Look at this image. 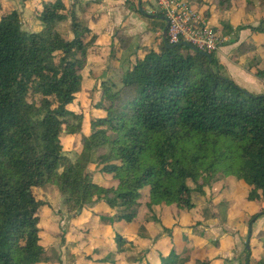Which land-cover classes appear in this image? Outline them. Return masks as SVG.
Here are the masks:
<instances>
[{
	"label": "trees",
	"instance_id": "16d2710c",
	"mask_svg": "<svg viewBox=\"0 0 264 264\" xmlns=\"http://www.w3.org/2000/svg\"><path fill=\"white\" fill-rule=\"evenodd\" d=\"M187 1L206 7L205 21L212 16L207 1ZM216 1L222 12L234 4ZM79 2L43 0L40 30L30 31L0 0V264L44 263L40 212L48 203L36 191L47 184L57 186L70 209L101 204L129 225L144 198L151 212L174 206L189 213L198 205L195 193L205 196L223 175L249 189V203L262 205L254 219L264 216V94L235 83L216 53L167 48L162 35L156 47L135 50L120 86L102 81L98 108L107 116L91 121L75 161L65 154L62 135L83 129L74 106L89 56L98 52V35L80 18L78 8L85 14L87 8ZM130 6L141 14L139 5ZM221 22L232 31L231 21ZM238 29L264 33L262 26ZM114 36L118 59L133 40ZM255 74L264 81L263 69ZM98 174L113 184L98 183ZM114 244L119 253L131 245L119 233ZM178 258L175 249L167 258L160 254L161 264Z\"/></svg>",
	"mask_w": 264,
	"mask_h": 264
},
{
	"label": "rangeland",
	"instance_id": "374dc122",
	"mask_svg": "<svg viewBox=\"0 0 264 264\" xmlns=\"http://www.w3.org/2000/svg\"><path fill=\"white\" fill-rule=\"evenodd\" d=\"M2 1L5 10L8 12L15 10L20 14L22 28L30 31L40 30L38 14L40 9L42 10L43 0ZM123 1L128 7H131V4L134 7L138 6L135 0ZM206 1L211 7L210 11L220 15L217 1L205 0L204 2ZM249 1H234L232 8L235 12L231 19L233 23L230 24L232 31L225 29L223 25V36L221 30V32L216 31L222 42L220 48L224 47L227 41H224V34H228L226 35L229 40L227 44L234 43V39L238 38L237 46L229 48V51L234 49L229 57L235 60L241 55H250L245 67L248 71L252 67L251 70L256 73L259 66L264 70V33H255L251 29L242 33L237 28L242 25L264 28V0H252V5ZM79 4L87 8L83 0H80ZM153 4V0H144L143 9L154 11L156 7ZM203 6L201 5L200 8H205ZM82 10V7L78 8L81 19L85 22L89 18V23L96 27L93 15L98 10H94V14H90L89 17ZM90 10L93 12V9ZM204 11H202L203 15ZM122 20L123 18L119 15L118 20L110 28V34H117L118 25ZM145 20L157 28L143 24L138 32L143 39L142 43L149 49L156 47L157 38L166 27V22L153 18ZM102 25L105 26L104 22ZM129 27L138 28L135 24ZM63 29L65 32L69 30L68 27ZM114 42L112 38L106 36L102 42H98L102 44L104 50L100 53V57L96 56L95 64L92 63L93 60L89 61L91 66H87L83 72L82 90L74 106V110L83 117V129L75 135H62L65 154L72 161L76 160L82 150V135H90L92 132L91 121L107 116L104 110L98 108L99 104L104 105L100 84L107 80L109 83L120 86L123 73L136 54L135 49L145 47L138 42L132 43L129 51L119 54L116 59L113 57L116 54L112 53L115 48ZM108 48L111 49V54L107 56L108 63H105L107 59L105 54L109 53ZM110 59L111 62H109ZM94 67H97L95 74L92 70ZM251 86L250 83L244 88L249 94H264L263 91V93H253ZM78 123L79 121L75 122V124ZM109 134L113 135L111 132ZM100 169L101 166H91L92 171L97 172ZM95 180L104 186L113 184L110 177H103L100 174L96 175ZM205 190V196L195 193V201L198 205L189 213L181 212L174 206L158 207L151 212L144 198L140 205L134 208L139 214L138 220L125 225L116 221L120 212L104 209L101 204H91L80 212L70 209L66 206L64 197L57 186L47 184L36 191L38 199L48 203L40 212L41 244L45 248L43 264H161L160 254L167 258L172 249H175L179 255L175 264H182L183 261H187L188 264H203L205 260L210 261V264H262L264 262V216L254 219V215L260 212L262 205L249 203L246 200L249 189L234 177L226 178L218 175L211 187H206ZM154 217H157L160 222L154 221ZM250 228H252V236L248 250ZM116 233L127 237L131 243L125 246L124 253H119L114 244ZM102 260L106 262L103 263Z\"/></svg>",
	"mask_w": 264,
	"mask_h": 264
},
{
	"label": "crops",
	"instance_id": "0c3cea01",
	"mask_svg": "<svg viewBox=\"0 0 264 264\" xmlns=\"http://www.w3.org/2000/svg\"><path fill=\"white\" fill-rule=\"evenodd\" d=\"M233 1H235V0H233ZM83 2L88 8L87 14H85L87 17H89L90 14H94V12H95L94 10H98L96 12V14L93 15V16L98 17V19L96 20L97 22H95L96 27L93 24L89 23V18H87L86 19L87 21H85V22L82 20L84 24L90 26L91 29L98 35V40H97V47H98L97 51L98 52L95 54H91L89 56V59H88V61L93 60L92 61L93 64H95L94 60H95L96 56L100 57V53H102V51L104 50V47L102 46V44H100L98 42H102V40L105 39V36L110 38V39L114 36V35L110 34V30H111L110 28L113 25V23L118 20L119 15L121 16V18H123V20L118 25L119 27L117 29V33L122 32L125 36L132 38L134 44H136L138 42V44L141 43L140 45H144V43H142L143 39H141V37L138 35V32H140V27L142 28L141 25L144 24L145 26L147 25V26L155 27L154 24L151 25V24H149V22L147 20H145L146 18H150V17H147L146 15H144V13H148L150 15H160V14L150 13L153 11L151 9H149V10L143 9L144 0H139L138 3H137V1L135 2L136 4H138L140 6L141 14L137 13L132 8L125 5L126 3L123 0H121V1L120 0H118V1L117 0H83ZM190 3L192 4L193 8L195 10H197V12H199L202 15V17L204 18L202 11L206 10L205 9L206 7L204 6L205 8H200V7H198L199 5H197V3H195V2H190ZM90 9H93V12ZM210 9H211V7H210ZM141 10L144 13H142ZM233 10H235V9L231 8L229 11L222 12L219 9L218 11H219L220 15H218L215 11L214 12L210 11L212 16L210 18H208V20L206 22L209 23L211 26L216 27L217 30H219V31L221 30L222 32L221 31L220 32L222 33V36H223L221 20L224 19V20L231 21V19L233 18L234 12H235ZM141 15L146 17V18H143ZM225 15H226V17H225ZM246 16H248V14ZM249 17H250V15H249ZM103 22H104L105 26L102 25L103 26L102 27L101 24ZM231 23H233V22L231 21ZM133 24L137 25V27L139 29L138 28L134 29V27H132V28L129 27L130 25H133ZM234 29H236V28H234ZM247 30L248 29L243 30L241 32L245 33ZM163 31L161 32V35L163 34ZM153 35H155V34H153ZM226 35L228 36V34H224V36H225L224 38H226ZM226 40H228V38ZM234 40H235L234 43L227 44V43H229V40L224 43V47H222L216 53L217 59L225 67L227 74L239 86L242 85L243 86L242 88H245V87H247L248 84L251 83V85H252L251 88L254 91L253 93H258V92L263 93L264 92V82L255 76V73H253V71L251 70L252 67L250 68V71H248L245 67V66H247L248 59H250L249 58L250 55L249 56L248 55H244V56L241 55L239 58H237L235 60L231 59L229 57V54L231 55L232 51L234 50V49H232L231 51H229V48H233V47L235 48V46H237L236 44L238 43V38H236ZM108 49H109V53L105 54V56H106L105 58H107V59H105V63H108L109 57H107V56L111 54V49L110 48H108ZM111 59L109 62H111ZM88 66H91L89 64V62H88ZM96 68L97 67H94L92 69L93 74H95L97 72ZM258 68L260 69L261 66H259ZM103 76H105V74ZM248 88H250V87H248ZM252 90H250V92H252Z\"/></svg>",
	"mask_w": 264,
	"mask_h": 264
},
{
	"label": "built area",
	"instance_id": "2783aa9c",
	"mask_svg": "<svg viewBox=\"0 0 264 264\" xmlns=\"http://www.w3.org/2000/svg\"><path fill=\"white\" fill-rule=\"evenodd\" d=\"M153 2L156 9L150 13L160 14L169 19L170 44L188 43L199 52L208 55L217 53L221 49L222 42L216 31L217 28L207 23L189 1L153 0ZM226 39L224 38V41Z\"/></svg>",
	"mask_w": 264,
	"mask_h": 264
},
{
	"label": "water",
	"instance_id": "95a60500",
	"mask_svg": "<svg viewBox=\"0 0 264 264\" xmlns=\"http://www.w3.org/2000/svg\"><path fill=\"white\" fill-rule=\"evenodd\" d=\"M142 13H144V12L142 11ZM144 15H146L147 17L153 18V19H161V20H164L166 22L167 25H166V27H165V29L163 31L162 38H163L167 48H176L178 46H187V47L191 48L192 50L198 52V50L196 48H194L193 46L189 45L188 43H180V44H176V45H173V44L169 43V41H168V29H169L170 22H169L168 18H166L163 15H150L148 13H144ZM205 55L210 57V55H208V54H205ZM251 236H252V228H250V233H249V241H248V244H247L248 250L250 248L249 242H250Z\"/></svg>",
	"mask_w": 264,
	"mask_h": 264
}]
</instances>
